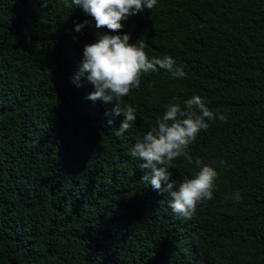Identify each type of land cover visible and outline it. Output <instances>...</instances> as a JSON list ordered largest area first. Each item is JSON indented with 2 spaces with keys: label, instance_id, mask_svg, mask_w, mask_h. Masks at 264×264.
<instances>
[{
  "label": "trees",
  "instance_id": "1",
  "mask_svg": "<svg viewBox=\"0 0 264 264\" xmlns=\"http://www.w3.org/2000/svg\"><path fill=\"white\" fill-rule=\"evenodd\" d=\"M85 19L63 0H0V264H264V0H158L125 21L130 43L187 76H143L123 98L137 120L122 135L113 105L73 83L96 41L94 21L74 31ZM194 95L228 120L190 145L219 177L187 220L130 153L169 103ZM173 163L177 185L199 170Z\"/></svg>",
  "mask_w": 264,
  "mask_h": 264
},
{
  "label": "clouds",
  "instance_id": "2",
  "mask_svg": "<svg viewBox=\"0 0 264 264\" xmlns=\"http://www.w3.org/2000/svg\"><path fill=\"white\" fill-rule=\"evenodd\" d=\"M157 4L158 0H63L65 8L81 9L91 17V20L75 23L76 33L82 32L92 21L97 30L96 41L83 47V59L73 83L80 87L82 78L86 79L94 88L87 99L113 105L105 113L113 117L108 120L109 125L114 123L115 117H124L117 135L124 134L137 120L136 108L132 104L124 105L123 98L140 87L143 76L161 69L169 72L173 79L187 76L172 56L149 58L145 51L147 44L130 43V34L123 32L125 21ZM217 119L227 123L228 114L213 112L206 99L199 95L184 100L183 106L178 102L169 103L157 118L156 126L131 149V156L142 161L139 168L147 170L141 180L158 193H166L172 212L187 220L193 218L199 205L214 198L217 189V170L199 157L194 159L190 152V145L202 131L209 129V121ZM178 158L199 170L194 172L193 178L186 176L177 185L170 169L175 167L173 162ZM225 164L221 159L220 165ZM232 199L241 202V193L235 192Z\"/></svg>",
  "mask_w": 264,
  "mask_h": 264
}]
</instances>
